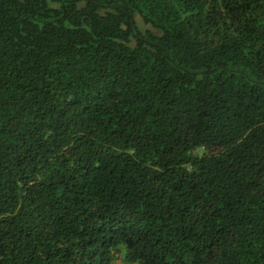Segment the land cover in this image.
<instances>
[{
	"label": "trees",
	"instance_id": "16d2710c",
	"mask_svg": "<svg viewBox=\"0 0 264 264\" xmlns=\"http://www.w3.org/2000/svg\"><path fill=\"white\" fill-rule=\"evenodd\" d=\"M0 264H264V0H0Z\"/></svg>",
	"mask_w": 264,
	"mask_h": 264
}]
</instances>
